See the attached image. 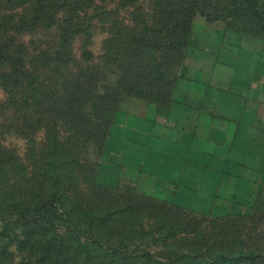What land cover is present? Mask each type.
<instances>
[{"label": "rangeland", "instance_id": "obj_1", "mask_svg": "<svg viewBox=\"0 0 264 264\" xmlns=\"http://www.w3.org/2000/svg\"><path fill=\"white\" fill-rule=\"evenodd\" d=\"M224 92L264 110V0H0V264H264L152 134L192 150Z\"/></svg>", "mask_w": 264, "mask_h": 264}, {"label": "crops", "instance_id": "obj_2", "mask_svg": "<svg viewBox=\"0 0 264 264\" xmlns=\"http://www.w3.org/2000/svg\"><path fill=\"white\" fill-rule=\"evenodd\" d=\"M261 99V96H256L255 101ZM210 101H213L211 107L215 108L210 112L207 136H202L200 140L195 133L192 150L190 143L181 147L178 146L181 142L174 141L176 138L161 135L160 138L157 127L164 123V116L160 113L154 114L153 124L156 125V130L152 133L153 137L161 142L166 141L169 145L160 156L173 162V165L167 168L168 172L178 176L183 175L186 164L193 167L195 175L196 167L199 171L202 170V173L206 171L211 198L209 205L217 206L223 213L239 209L243 214L256 215V224L250 227L264 228V110L245 108L242 97L233 92L219 93L209 99ZM223 101L224 107L216 108L217 103ZM228 101L229 105L225 104ZM171 116V112H168L166 118L170 119ZM178 118L180 119H176L177 123H185V117ZM195 131L198 130L194 127L192 134ZM197 139L201 141L202 146L197 145ZM182 149H185V152ZM155 157L159 158L156 155Z\"/></svg>", "mask_w": 264, "mask_h": 264}, {"label": "trees", "instance_id": "obj_3", "mask_svg": "<svg viewBox=\"0 0 264 264\" xmlns=\"http://www.w3.org/2000/svg\"><path fill=\"white\" fill-rule=\"evenodd\" d=\"M36 20H38L39 18H35ZM69 31H71L70 29H67L66 30V36L68 35V33H69ZM68 41V38L66 37L65 39H64V42L66 43ZM122 82H124V83H127L128 84V80H122ZM111 127H112V125L110 124V126H109V128H107L106 129V132H105V134L107 133V135H105L104 137H103V140H102V145L104 144V146L107 144V140L109 139V137H110V130H111ZM56 142V139H54L53 140V142H52V145H51V147H50V150H51V152H50V154H49V157L51 158V157H54V153L56 152V151H58V146H57V144L55 143ZM54 143V144H53ZM99 150V149H98ZM101 150V149H100ZM85 247V246H84ZM239 258H237V260H235V261H243V260H250V261H256V260H258V259H263L264 258V255L263 256H260V254L258 253V251H254V250H250V251H248L247 253H242V254H240V256H238ZM230 260H233L232 258H229V257H227L226 255H224V254H222V256H221V259H220V261H219V264H223V263H227V262H230Z\"/></svg>", "mask_w": 264, "mask_h": 264}]
</instances>
